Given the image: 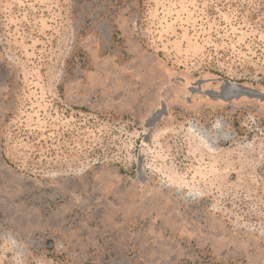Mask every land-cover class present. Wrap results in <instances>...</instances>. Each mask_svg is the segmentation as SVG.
<instances>
[{
    "label": "rangeland",
    "instance_id": "1",
    "mask_svg": "<svg viewBox=\"0 0 264 264\" xmlns=\"http://www.w3.org/2000/svg\"><path fill=\"white\" fill-rule=\"evenodd\" d=\"M161 63L264 86V0H0V264H264L259 105L174 104L138 180Z\"/></svg>",
    "mask_w": 264,
    "mask_h": 264
},
{
    "label": "water",
    "instance_id": "2",
    "mask_svg": "<svg viewBox=\"0 0 264 264\" xmlns=\"http://www.w3.org/2000/svg\"><path fill=\"white\" fill-rule=\"evenodd\" d=\"M160 70L163 71L166 82L160 89L155 107L144 121L146 134L137 157V178L142 185L148 182L144 174V147L151 140L156 127L172 118L171 107L174 104H182L189 108L201 106L223 108L229 105L256 103L264 110V86L236 83L216 74L191 78L171 71L163 63H161ZM168 92H172L169 98L166 96ZM1 163L3 172L16 182L33 183L40 187L51 186L50 184H39L37 179L17 173L4 161Z\"/></svg>",
    "mask_w": 264,
    "mask_h": 264
},
{
    "label": "crops",
    "instance_id": "3",
    "mask_svg": "<svg viewBox=\"0 0 264 264\" xmlns=\"http://www.w3.org/2000/svg\"><path fill=\"white\" fill-rule=\"evenodd\" d=\"M115 251H116V250H110V252H109V256H110V258H111L112 256L117 257L116 254H118V252H115ZM119 257H121V256H119Z\"/></svg>",
    "mask_w": 264,
    "mask_h": 264
}]
</instances>
